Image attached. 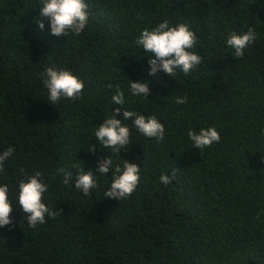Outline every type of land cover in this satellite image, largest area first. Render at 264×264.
I'll use <instances>...</instances> for the list:
<instances>
[{"label":"trees","instance_id":"1","mask_svg":"<svg viewBox=\"0 0 264 264\" xmlns=\"http://www.w3.org/2000/svg\"><path fill=\"white\" fill-rule=\"evenodd\" d=\"M85 2L84 30L57 37L47 20L43 30L34 23L40 0H0V153L14 148L0 172L13 205L12 225L0 227V264H264V0ZM165 19L195 32L192 51L202 60L187 76L149 75L150 57L135 43ZM249 28L257 38L236 57L226 41ZM48 67L80 78L81 97L51 103ZM130 79L150 81L149 96H134ZM117 86L123 106L112 101ZM117 107V119L125 109L154 115L164 139L144 136L129 119L128 148H102L95 130ZM207 127L220 141L195 148L189 129ZM108 156L113 166L127 159L140 167L135 191L119 201L103 195L112 170L95 172ZM79 169L93 170L90 195L75 187ZM36 172L57 214L30 227L18 185Z\"/></svg>","mask_w":264,"mask_h":264},{"label":"clouds","instance_id":"2","mask_svg":"<svg viewBox=\"0 0 264 264\" xmlns=\"http://www.w3.org/2000/svg\"><path fill=\"white\" fill-rule=\"evenodd\" d=\"M88 4L85 0H40L38 15L34 18V23L43 30L45 20L48 21L50 34L60 37L67 36L69 32L80 35L88 22ZM257 38L253 28L246 32H231L226 44L234 49V56L243 57L244 49ZM136 45L143 48V52L148 53L149 75H155L163 71L169 77H175L177 69L187 76L193 68L201 63L202 57L195 51L197 38L195 32L186 23L171 25L167 19L158 23L155 27L144 28L135 41ZM150 81H135L130 79L129 89L134 96L148 97L151 92ZM43 85L48 90V100L51 103L59 101L61 97L70 100H77L81 97L84 89V82L74 73L67 69L46 68L43 73ZM112 87L111 84L108 85ZM114 104L123 106L125 95L122 89L117 86L115 94L112 96ZM177 104L187 103V95L177 97ZM121 112L117 107L113 115L103 120L95 130V139L102 148H108L112 152L120 154L121 149H127L131 142V132L122 121L131 119L136 129L146 137L155 138L162 141L165 135V126L152 115L146 117L135 111L125 109L122 113L123 120L117 119L116 114ZM189 139L197 149L211 147L213 143H218L221 139L215 127L201 128L198 132L189 129L187 133ZM89 151L95 152V145L89 144ZM14 152L13 147H8L0 153V172L4 171V162ZM112 170V181L110 187L104 191V196L121 200L131 196L140 181L139 164L124 159L123 165L113 166L111 156L98 161L95 172L108 174ZM59 171L63 172L64 169ZM42 174L36 172L34 175H27L26 179L19 182L18 203L19 208L27 215V224L35 227L46 222V215L51 217L57 214L53 209H49L43 202V194L48 191V185L39 177ZM72 172L66 173L63 179L64 184H68ZM175 176V171L172 172ZM160 182L169 184L170 177L167 174L160 176ZM75 187L84 195L92 194V190L98 187L93 170L79 169L76 173ZM8 186L0 185V227L12 225L11 212L13 205L8 196ZM259 219V214H257Z\"/></svg>","mask_w":264,"mask_h":264}]
</instances>
